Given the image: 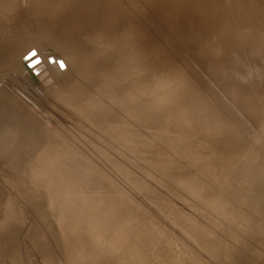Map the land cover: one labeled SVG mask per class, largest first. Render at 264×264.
Listing matches in <instances>:
<instances>
[{
  "label": "rangeland",
  "instance_id": "374dc122",
  "mask_svg": "<svg viewBox=\"0 0 264 264\" xmlns=\"http://www.w3.org/2000/svg\"><path fill=\"white\" fill-rule=\"evenodd\" d=\"M48 1L0 0V155L34 150L0 264H238L254 229L264 264V0Z\"/></svg>",
  "mask_w": 264,
  "mask_h": 264
},
{
  "label": "bare ground",
  "instance_id": "6f19581e",
  "mask_svg": "<svg viewBox=\"0 0 264 264\" xmlns=\"http://www.w3.org/2000/svg\"><path fill=\"white\" fill-rule=\"evenodd\" d=\"M49 1H50V0H49ZM49 1H48V2H49ZM52 1H53V0H52ZM52 1H50V2H52ZM58 1H59V0H58ZM58 1H54V3L58 2ZM59 2H61V0H60ZM59 2H58V6L60 5ZM44 4H46V3H44ZM56 4H57V3H56ZM47 6H48V5L46 4L45 7L47 8ZM48 9H49V6H48ZM84 13H86V12H84ZM82 14H83V13H82ZM80 15H81V14H80ZM83 15H85V14H83ZM86 15H87V14H86ZM86 15H85V16H86ZM58 20L61 21L60 19H58ZM63 20H64V19H63ZM48 26H49V25H48ZM48 26H47V27H48ZM51 26H52V25H51ZM57 27H58V26H57ZM57 27H53V28H57ZM39 28H40V27H38V29H39ZM20 29L22 30V28H20ZM26 29H27V28H26ZM40 29H41V28H40ZM40 29H39V30H40ZM48 29H49V28H48ZM45 30H47V29L45 28ZM52 30L54 31V29H52ZM52 30H51V31H52ZM25 31H27V30H25ZM25 31L23 30L24 33L21 32V34H22V35H24V34H26V35H30V32H29V34H28V32L25 33ZM41 31H43V29H41ZM49 31H50V30H49ZM49 31H48V32H49ZM45 32H46V31H45ZM32 36H33V35H31V37H30V36L28 37V38H30V40L32 41V43L36 42V39H38V42H37V43H39V38H40L41 36H39V37H33V38H35V40L31 39ZM44 36H45V35H44ZM20 37H21V36H20ZM25 37H26V36H25ZM46 37H47V36H46ZM41 38L44 39L43 36H42ZM41 38H40V39H41ZM25 39H27V37H26ZM25 39L23 38V44H25V46H26V42H27V40H26V42H24ZM43 39H42V40H43ZM28 40H29V39H28ZM42 40H41V41H42ZM45 40H48V39L46 38ZM33 41H34V42H33ZM41 41H40V42H41ZM29 42H30V41H29ZM29 42H27V44H29ZM42 42H44V40H43ZM46 42H47V41H45L44 43H46ZM21 43H22V42H21ZM37 43H36V44H37ZM23 44H21V45H23ZM40 44H41V43H39V45H40ZM42 44H43V43H42ZM32 45H34V46H39V45H35V43L32 44ZM43 45H44V44H43ZM30 46H31V45H29V47H30ZM47 46H48V45H47ZM47 46H45V47H47ZM11 47H12V46H11ZM11 47H10V49H11ZM26 47H28V45H27ZM26 47H25V49H26ZM48 47H49V46H48ZM30 48H33V46L30 47ZM30 48H29V49H30ZM33 49H34V48H33ZM35 49H36V47H35ZM11 52H12V50H11ZM32 52H33V51H32ZM36 52H37V51H36ZM9 54H10V53H9ZM9 54H8V56H9ZM24 54H26V53H24ZM27 54H29V52H28ZM32 54H34V53H32ZM11 55H12V54H10V57H11ZM8 56H7V58H8ZM4 58H5V57H4ZM5 59H6V58H5ZM14 63H15V62H14ZM42 89H43V88H42ZM0 113H1V112H0ZM3 113H4V112H3ZM4 117H5V116H4ZM4 117H3V118L1 117V118L4 119ZM14 118H15V117H14ZM16 118H19V117L16 116ZM0 120H1V119H0ZM13 120H14V119H13ZM18 120L20 121L21 119H15V120H14V124H15ZM10 121H11V120L8 121V119H7V122L9 123V125H11V124H10ZM15 121H16V122H15ZM19 121L17 122V123H19V124H21L22 122H24L23 120L20 121L21 123H20ZM8 123H7V124H8ZM12 123H13V121H12ZM17 123H16V125H17ZM22 124H23V123H22ZM22 124H21V125H22ZM9 125H8V126H9ZM11 126H12V125H11ZM18 132H19V135H20V131H18ZM0 133H1V132H0ZM5 133H6V132H4V134H5ZM1 134H2V133H1ZM4 134H3L2 137H4V136H5L6 134H8V133H6L5 135H4ZM26 135H27V134H26ZM0 136H1V135H0ZM18 137H20V136H18ZM7 138H8V137H7ZM25 138H26V137H25ZM0 139H1V138H0ZM9 139H10V138H9ZM9 139H8V140H9ZM8 140H7V143H5L6 141L4 142V145L10 143V141H8ZM35 140H36V139H35ZM42 140H43V139H42ZM23 141H24V140H23ZM38 141H41V140H38ZM8 142H9V143H8ZM32 142H33V143H32ZM17 143H18V141H17ZM17 143H16L15 140H14V142H13V149H12V148H8V150H9L10 152H11V150H12V151L14 150V152H11L10 155H7L8 151H7V153H1V155L3 154L4 157H6L5 155H7V156L9 157V156H12V154H15V152L17 151V154H16L17 156L9 157L10 159H11V158H15V157L17 158V157H18L17 161H16V159H15V160L13 159V162H14L15 164H16V162H18V160H20V159H19V158H20V157H19V153H20V152H22L23 156H25V155L27 154V152L30 153V154H33V153H34V152L31 153L32 151H34L33 148L31 149L30 146H29V148L31 149V152H30V149H29V148H27L26 146H25V147L23 146L24 143H22V147L25 148L24 151L27 149V152H26V151L24 152V151H23V148L20 146L21 149H22V151H19V153H18V150H21V149H19V145H18ZM26 143H29V142H26ZM30 143H31V144H34L35 142H34V140H33V141H31ZM36 143H37V141H36ZM44 143H45V141H44ZM16 144L18 145V147H17L18 150L16 149V151H15L14 146H16ZM19 144H20V143H19ZM0 145H1V143H0ZM2 145H3V144H2ZM2 145H1V146H2ZM20 145H21V144H20ZM25 145H26V144H25ZM37 145H38V143H37ZM7 146H8V145H7ZM31 146L34 147V145H31ZM11 147H12V146H11ZM36 147H37V146H36ZM36 147H35V148H36ZM38 147H39V146H38ZM38 147H37V148H38ZM45 147H46V146H45ZM28 149H29V150H28ZM36 150H37V149H35V151H36ZM42 150H44V149H42ZM24 153H25V155H24ZM39 153H40V152H39ZM8 154H9V153H8ZM1 155H0V158H1V157L3 158V156H1ZM20 155H21V154H20ZM8 157H6V158H8ZM2 158H1V160L4 159V163H5V158H3V159H2ZM9 158H8V160H7L8 162H9ZM24 160H25L24 157H23V159H22V156H21V161H20V162L24 163ZM10 161H11V160H10ZM15 161H16V162H15ZM2 162H3V161H1V163H2ZM8 162H7V164L5 163V164L7 165V167L9 166ZM4 163H3V164H4ZM14 163H12V161H11L10 164H14ZM3 164H2V165H3ZM5 164H4L5 167L2 166L3 168H7ZM17 165H20V166H21V170L23 171L24 166H23V168H22L21 163H17ZM17 165H15V166H17ZM23 165H24V164H23ZM0 166H1V165H0ZM15 166H12V167H14V168H12L13 170H14V169H15V170L17 169V168H15ZM17 167H18V166H17ZM8 169H9L8 171H11V168H10V167H8ZM13 170H12V171H13ZM16 171H18L19 173L22 172V171H20L19 169L16 170ZM11 173H12V172H11ZM16 173H17V172H16ZM22 173L24 174V172H22ZM13 174H15V173L13 172ZM13 174H12V175H13ZM23 174H22V175L19 174L20 176L17 174V175L19 176V181H21V182H22V180H23V179H22V178H23ZM27 174H29V173H27ZM14 176H16V175H14ZM21 176H22V178L20 179ZM25 176H26V175L24 174V178L26 179L27 176H26V177H25ZM3 178H4V177H3ZM0 179H1V178H0ZM5 179H6V178H5ZM5 179H3L4 182H6ZM0 181H1V180H0ZM8 181H9V180H8ZM8 181H7V182H8ZM27 181H28V178L26 179V182H27ZM1 182H2V181H1ZM7 182H6V183H7ZM23 182H24V180H23ZM26 182H25V184H27ZM29 182H30V181H29ZM29 182H28V183H29ZM6 183H5V184H6ZM32 184H33V183H32ZM28 185H29V184H28ZM0 187H3V186H0ZM15 188H16V187H15ZM1 189H4L5 191H4V192L0 191V192H2V194H5L6 189H5V188H1ZM1 189H0V190H1ZM17 194H19V193H17ZM9 196H10V195H9ZM4 197H5V196H4ZM31 197H32V196H31ZM1 198L3 199L2 195H1ZM12 198H13V197H12ZM33 198H34V197H33ZM9 199H10V198H9ZM15 199H16V198H15ZM13 200H14V199H13ZM11 202H12V199H11ZM3 203H4V202H3ZM35 203H37V202H35ZM38 203H39V204H42V201H41V202L39 201ZM0 204H1V203H0ZM34 205H35V204H34ZM34 205H33V206H34ZM37 205H38V204H37ZM1 206H2V205H1ZM39 206H40V205H39ZM39 206L37 207V209L42 207V205H41L40 207H39ZM34 207H35V206H34ZM263 208H264V207H263ZM263 208H262V210H263ZM35 209H36V207H35ZM37 209H36V211L40 210V209H38V210H37ZM262 210H261V211H262ZM6 211H7V210H6ZM261 214H263V213H261ZM4 215H6V214H4ZM263 215H264V214H263ZM263 215H262V217H263ZM260 216H261V215H260ZM1 217H3V216L1 215ZM1 217H0V218H1ZM4 217H5V216H4ZM4 217H3V218H4ZM7 217L9 218V216H7ZM7 217H6V218H7ZM13 217H14V216H13ZM13 217H12L11 219L9 218V219H10L9 222H11V220L13 219ZM4 219H5V218H4ZM4 219H3V220H4ZM9 219H8V220H9ZM0 221H1V220H0ZM5 221H6V219L4 220V223H5ZM12 221H13V220H12ZM6 222H7V221H6ZM9 222L7 223L8 225H9ZM14 222H15V221H14ZM1 223H3V222H0V224H1ZM5 224H6V223H5ZM7 224H6V225H7ZM12 224H13V223H11L10 226H11ZM13 225H14V224H13ZM14 227H16V226L14 225ZM183 227H184V226H183ZM2 228H3V227H2ZM5 228H7V227H5ZM10 229H11V228H10ZM13 229H14V228H13ZM182 229H183V228H182ZM14 230H15V229H14ZM14 230H13V231H14ZM183 230H184V233H185V229H183ZM246 230H247V229H246ZM5 231H6V230H5ZM5 231H3V232H5ZM11 231H12V230H11ZM11 231H9V233H11ZM0 232H1V231H0ZM249 232H251V233L253 234V232H255V229H254L253 232H252V231H249ZM249 232L247 233V232L245 231V233H247L248 236H249L248 238L251 239V238L254 237V236L251 235V233H249ZM181 233H182V232H181ZM184 233H183V234H184ZM194 233H195V231H194ZM1 234H2V232H1ZM1 234H0V235H1ZM5 234H6V232H5ZM254 234H255V233H254ZM2 235H3V234H2ZM188 235H189V234H188ZM190 235H191V234H190ZM194 235H195V237H196V234H193V236H194ZM186 236H187V235H186ZM186 236H185V237H186ZM229 236H230V235H229ZM3 237H4V235H3ZM37 237H38V236H37ZM189 237H191V236H189ZM189 237H188V238L186 237V238L189 239ZM237 237H238V236H237ZM227 238H228V237H227ZM235 238H236V237H231V239H235ZM241 238H242V237H241ZM0 239H1V236H0ZM38 239H39V238H38ZM191 239H192V237H191ZM191 239H189V241H190ZM223 239H224V238H223ZM249 239L245 238V243H244L243 240H242L243 243L240 244V245H245V244L250 245L249 247H248V246L246 247V245H245V246H243V248H245V250L247 251V253L250 252V253L254 254V255H252V259L254 260V259H256V255H258V254H257L258 249H257V247H256L257 244H256V245L254 244V242L256 241V240H255L256 238L254 239V241L252 240V241H253L252 243H251V240H250V242H248ZM35 240H37V239L34 238V242H35ZM246 241H247L248 243H247ZM0 242H1V241H0ZM14 243H16V242H13V244H14ZM224 243H225V242H224ZM239 243H240V242H239ZM255 243H257V242H255ZM16 244H18V243H16ZM253 244L255 245V247H254V246H253V247L251 246V245H253ZM258 245H259V243H258ZM16 246H17V245H16ZM261 246H263V245H261ZM250 247H251V248H250ZM223 248H224V246H223ZM168 251H169V249H168ZM226 253H227V252H226ZM229 253H230V252H229ZM184 254H185V253H184ZM179 255H181V254H179ZM230 255L232 256L231 253H230ZM187 256H188V255H187ZM233 256H234V254H233ZM233 256H232V257H233ZM235 256H236V253H235ZM238 256H239V254H238ZM241 256H242V255L239 256V259H240ZM244 256H245V255H243L242 259L245 260V261H242L241 263H243V264H251V263H253V262H252V261H253L252 259L245 258ZM232 257H231V258H232ZM183 258H184V257H183ZM186 258H188V257H186ZM235 258H236V260H238L237 257H235ZM263 258H264V257H263ZM242 259H241V260H242ZM186 261H187V260H186ZM190 261H191V260H190ZM239 261H240V260H239ZM235 262H236L235 259H233V261H232L231 263H232V264H236ZM241 263H238V264H241ZM228 264H229V263H228Z\"/></svg>",
  "mask_w": 264,
  "mask_h": 264
}]
</instances>
